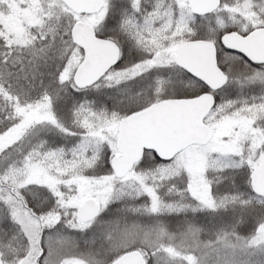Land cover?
<instances>
[{
	"label": "snow or ice",
	"instance_id": "6c2138e0",
	"mask_svg": "<svg viewBox=\"0 0 264 264\" xmlns=\"http://www.w3.org/2000/svg\"><path fill=\"white\" fill-rule=\"evenodd\" d=\"M0 264H264V0H0Z\"/></svg>",
	"mask_w": 264,
	"mask_h": 264
}]
</instances>
